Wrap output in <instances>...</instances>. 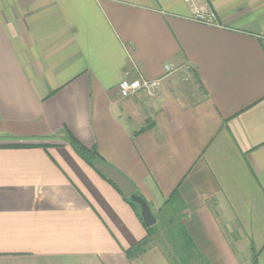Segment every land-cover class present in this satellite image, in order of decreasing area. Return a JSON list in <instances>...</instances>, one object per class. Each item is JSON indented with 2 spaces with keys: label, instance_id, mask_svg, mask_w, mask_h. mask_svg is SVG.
I'll list each match as a JSON object with an SVG mask.
<instances>
[{
  "label": "crops",
  "instance_id": "crops-1",
  "mask_svg": "<svg viewBox=\"0 0 264 264\" xmlns=\"http://www.w3.org/2000/svg\"><path fill=\"white\" fill-rule=\"evenodd\" d=\"M95 163L201 264H264V0H0V264H172Z\"/></svg>",
  "mask_w": 264,
  "mask_h": 264
},
{
  "label": "water",
  "instance_id": "water-1",
  "mask_svg": "<svg viewBox=\"0 0 264 264\" xmlns=\"http://www.w3.org/2000/svg\"><path fill=\"white\" fill-rule=\"evenodd\" d=\"M93 167L110 181L122 197L129 199L138 207L140 217L145 227L151 228L156 224L150 207L142 197L136 194L134 186L126 178L110 166L103 165L102 163H95Z\"/></svg>",
  "mask_w": 264,
  "mask_h": 264
},
{
  "label": "trees",
  "instance_id": "trees-1",
  "mask_svg": "<svg viewBox=\"0 0 264 264\" xmlns=\"http://www.w3.org/2000/svg\"><path fill=\"white\" fill-rule=\"evenodd\" d=\"M70 145L81 156L86 157L88 155V153H89V155H91V157H90L91 159H93L94 156L95 157L97 156V154L95 152L87 151L81 145H79L77 142H75L73 140L71 141ZM133 206L137 209V212L140 215L138 207L135 204H133ZM168 210L171 213L170 216L174 215V213L171 211V210H173L171 207H168ZM149 229L153 230L154 226L149 228ZM171 238H172L171 244H172V247L174 250V257L170 258L169 255H168V257H169L172 264H190L191 261H193L195 259L202 261V258L199 256L196 248L194 247V245L192 244L190 238L187 236L186 233L181 232L178 235L175 232H173L171 234Z\"/></svg>",
  "mask_w": 264,
  "mask_h": 264
},
{
  "label": "built area",
  "instance_id": "built-area-1",
  "mask_svg": "<svg viewBox=\"0 0 264 264\" xmlns=\"http://www.w3.org/2000/svg\"><path fill=\"white\" fill-rule=\"evenodd\" d=\"M186 3L192 2V0H184ZM193 13L195 16V20L211 23V18L205 19L204 16L197 10L196 7L193 6ZM165 71L169 73L171 69L168 66H165ZM159 82H147L143 80H134L132 82L122 81L119 84V96L122 99H128L136 94L142 92L145 93L149 98H153L156 94V91L159 88Z\"/></svg>",
  "mask_w": 264,
  "mask_h": 264
},
{
  "label": "rangeland",
  "instance_id": "rangeland-1",
  "mask_svg": "<svg viewBox=\"0 0 264 264\" xmlns=\"http://www.w3.org/2000/svg\"><path fill=\"white\" fill-rule=\"evenodd\" d=\"M159 222L158 224L155 225L153 232L155 234L158 235L157 237V242L162 245V247L165 249L166 253L169 255L170 258L174 257V250L171 244V234L174 232L172 226L173 225H169L170 227H168L166 224H163V219L161 221V218H163L162 216L158 215L157 216ZM153 233V234H154ZM202 261L200 262L198 259H195L193 261H191L190 264H201Z\"/></svg>",
  "mask_w": 264,
  "mask_h": 264
}]
</instances>
